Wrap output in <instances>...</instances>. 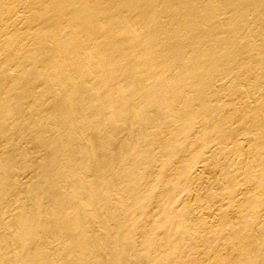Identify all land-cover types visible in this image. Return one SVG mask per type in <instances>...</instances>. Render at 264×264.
<instances>
[{
  "label": "bare ground",
  "instance_id": "1",
  "mask_svg": "<svg viewBox=\"0 0 264 264\" xmlns=\"http://www.w3.org/2000/svg\"><path fill=\"white\" fill-rule=\"evenodd\" d=\"M0 264H264V0H0Z\"/></svg>",
  "mask_w": 264,
  "mask_h": 264
}]
</instances>
